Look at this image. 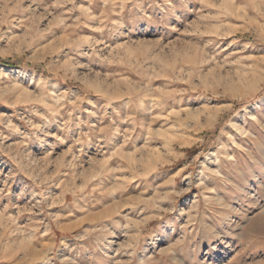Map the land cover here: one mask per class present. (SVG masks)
Listing matches in <instances>:
<instances>
[{
  "label": "rangeland",
  "instance_id": "1",
  "mask_svg": "<svg viewBox=\"0 0 264 264\" xmlns=\"http://www.w3.org/2000/svg\"><path fill=\"white\" fill-rule=\"evenodd\" d=\"M260 55L264 0H0V264H264Z\"/></svg>",
  "mask_w": 264,
  "mask_h": 264
},
{
  "label": "bare ground",
  "instance_id": "2",
  "mask_svg": "<svg viewBox=\"0 0 264 264\" xmlns=\"http://www.w3.org/2000/svg\"><path fill=\"white\" fill-rule=\"evenodd\" d=\"M53 50V49H52ZM51 50V51H52ZM256 60V59H255ZM258 60H259V62H261V64H264V56H259V58H258ZM260 65V64H259ZM264 66V65H263ZM236 75H238V74H236ZM235 75V76H236ZM241 77V76H240ZM236 78H237V76H236ZM244 78H246V77H244ZM241 80V79H240ZM256 84V83H255ZM257 85V84H256ZM250 86V85H249ZM252 87V86H251ZM254 87V86H253ZM256 88V87H255ZM254 89V88H253ZM249 90V89H248ZM245 93V92H244ZM156 107V106H155ZM223 109V107L222 106H204V107H202V109H198V111H201V112H203L206 116H208V117H210V116H216V114L219 112V111H221ZM197 112V111H196ZM197 114H200L199 112L197 113ZM197 114H195V115H197ZM237 114H239V113H237ZM236 114V115H237ZM235 115V116H236ZM252 117H254L255 116V113H253L252 115H251ZM237 117V116H236ZM236 117L235 118H233L232 120H230V122H229V126L231 127H233L234 128V132L233 133H231L230 134V138L232 139V141H234V137L236 136V135H244L246 132H247V129H245L244 128V126H243V123L242 122H239L237 119H236ZM232 118V117H231ZM227 127H228V125H227ZM229 128V127H228ZM228 131V130H227ZM224 132V131H223ZM226 135V134H225ZM246 137H247V135H246ZM249 138V137H248ZM231 144V143H230ZM216 169H217V172H219V166L217 165L216 167H215ZM214 169V168H213Z\"/></svg>",
  "mask_w": 264,
  "mask_h": 264
},
{
  "label": "trees",
  "instance_id": "3",
  "mask_svg": "<svg viewBox=\"0 0 264 264\" xmlns=\"http://www.w3.org/2000/svg\"><path fill=\"white\" fill-rule=\"evenodd\" d=\"M240 37H249L247 34H242V35H239ZM0 65H6V66H12V67H16V63L14 62V60L12 59H1L0 58ZM27 67H32V68H35V69H40L42 64L41 63H33V64H26ZM72 85H75V84H72ZM195 149L194 146L190 147V148H186L184 149L185 153H188V152H192L193 150Z\"/></svg>",
  "mask_w": 264,
  "mask_h": 264
}]
</instances>
